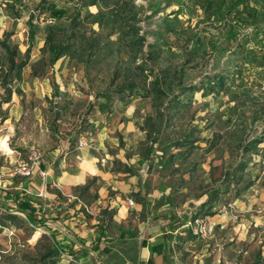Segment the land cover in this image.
Masks as SVG:
<instances>
[{
  "label": "rangeland",
  "instance_id": "1",
  "mask_svg": "<svg viewBox=\"0 0 264 264\" xmlns=\"http://www.w3.org/2000/svg\"><path fill=\"white\" fill-rule=\"evenodd\" d=\"M44 1L66 9L49 26L31 12L49 14ZM89 2L0 0L17 18H0L1 91L13 88L19 99L10 121L3 119L11 105L0 107V190L25 187L24 198L53 212L65 199L45 192L57 191L51 180L61 161L82 151L106 157L116 172L145 174L144 188H168L189 249L210 239L196 233L204 215L227 211L246 230L243 243L232 241V249H244L232 251V264H264L256 241L264 235V144L242 152L247 140L264 139V0ZM32 152L52 171L43 190L19 171L32 164ZM240 159L247 166L239 186L252 185L235 198L222 173ZM9 204L0 197V264H60L51 227L11 215Z\"/></svg>",
  "mask_w": 264,
  "mask_h": 264
},
{
  "label": "crops",
  "instance_id": "2",
  "mask_svg": "<svg viewBox=\"0 0 264 264\" xmlns=\"http://www.w3.org/2000/svg\"><path fill=\"white\" fill-rule=\"evenodd\" d=\"M3 1L22 3L21 0ZM43 5L47 7L49 14L45 13L43 8L42 11L53 23L55 17L50 6L62 7H58L53 1H44ZM2 6L0 3L1 19H17L14 13L9 14ZM24 25L26 29L29 28L26 23ZM30 48L31 43L26 51ZM11 63H15L13 59ZM26 63L27 58L19 62L16 68L20 70ZM0 96L1 108L11 105V113L4 115L5 122L14 115L19 99L13 88L4 92L1 91V85ZM5 127L7 125L4 126V131ZM114 156L116 157V154ZM118 160L126 164L132 161L121 154ZM110 163L112 161L109 158L101 157L99 162L96 155H87L83 151L62 160L60 172L51 180L57 191L45 192L50 197L65 199L63 202H55L53 212H45L36 202L24 198L23 191L27 190L25 187L21 188L22 190L17 187L15 190H0V197L9 201V205L15 208V213L11 215L19 214L29 223L39 222L51 227L57 241V250L60 252V264H76V257L86 261L93 258L95 262L98 259L96 264H232V251L244 252L243 248L239 249L237 246L232 249L234 238L236 244L245 241L246 230L242 217L234 224L227 211L204 215L200 225L209 228L205 236L209 235L210 239H197L194 243L196 248L189 249L191 243L187 245L184 236L189 232L186 229L187 224L182 219L177 220L172 214L166 199L168 188H144L145 174H141L140 170H136L133 175L126 171L116 172ZM132 171L134 172V169ZM51 175L52 171L47 170L45 179L39 175L32 176L30 178L33 180L27 185L31 184L43 190L46 179ZM93 180L95 182L90 185ZM132 184L134 186H131ZM76 189L84 192L86 201L79 197V191L76 192ZM128 199L133 201L132 205L128 204ZM23 201L36 208L35 222H30L25 217V212L18 209L19 202ZM261 228L264 233V226ZM256 241H262L264 254V235Z\"/></svg>",
  "mask_w": 264,
  "mask_h": 264
},
{
  "label": "trees",
  "instance_id": "3",
  "mask_svg": "<svg viewBox=\"0 0 264 264\" xmlns=\"http://www.w3.org/2000/svg\"><path fill=\"white\" fill-rule=\"evenodd\" d=\"M94 0H91V2H89V4H93ZM51 8V13L52 15L56 18L59 19L61 18L66 10L64 8H55L53 5L50 6ZM49 51L53 54V59H57L58 54L60 53V47L55 45L51 39V42L49 43ZM210 81V80H208ZM196 86H191L190 88H195ZM264 143V139L262 138V136H255L249 140H247L245 142V144L242 146V152L243 155L248 153L251 150L257 149L258 146ZM247 166V162L244 160H238L237 163L228 168L227 170H224L222 173L223 179H225V181H227V185H234L235 186V191H234V196L237 197L238 195L241 194V192L243 190H245L246 188L250 187V185H252V183L250 181H248L247 183H245L242 186H239V184L242 182L243 180V174H238L239 171H244L245 168ZM237 187V188H236ZM18 209L22 212H25V217L30 221V222H35V211L36 208L34 206H32L29 202L23 201V202H19V206Z\"/></svg>",
  "mask_w": 264,
  "mask_h": 264
},
{
  "label": "built area",
  "instance_id": "4",
  "mask_svg": "<svg viewBox=\"0 0 264 264\" xmlns=\"http://www.w3.org/2000/svg\"><path fill=\"white\" fill-rule=\"evenodd\" d=\"M27 1L28 0H21L22 3H26ZM31 12L35 23H39L41 25H47L52 23V19L48 18L45 15L44 11L37 9V10H31ZM79 145L83 146L85 145V142L83 140H79ZM31 157L34 158L32 164L29 165L27 163H24L20 165V170H19L20 173L27 178L34 176L36 173L40 175L42 178H44L47 175V172L40 167V163L43 161L42 158H40V155L36 154V152H32ZM128 204L132 205L133 201L131 199H128ZM208 232H209V228L200 226L196 233H199L202 236H204Z\"/></svg>",
  "mask_w": 264,
  "mask_h": 264
}]
</instances>
